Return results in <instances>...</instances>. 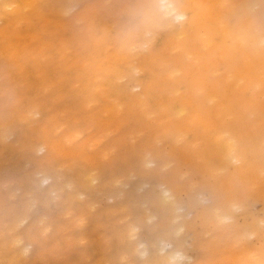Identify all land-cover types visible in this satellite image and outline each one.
Wrapping results in <instances>:
<instances>
[{
    "label": "bare ground",
    "instance_id": "obj_1",
    "mask_svg": "<svg viewBox=\"0 0 264 264\" xmlns=\"http://www.w3.org/2000/svg\"><path fill=\"white\" fill-rule=\"evenodd\" d=\"M47 260L264 264V0H0V264Z\"/></svg>",
    "mask_w": 264,
    "mask_h": 264
},
{
    "label": "rangeland",
    "instance_id": "obj_2",
    "mask_svg": "<svg viewBox=\"0 0 264 264\" xmlns=\"http://www.w3.org/2000/svg\"><path fill=\"white\" fill-rule=\"evenodd\" d=\"M80 164H82V163H80ZM69 191H70V189H69ZM104 195H105V194H104ZM104 195H103V196H104ZM103 196H102V197H103ZM105 198H106V199H105ZM104 199H105V200H104ZM106 200H107V196H104L103 199H102V201L99 202V205H101L102 208L105 207V205H106L108 202H110V201H106ZM100 203H101V204H100ZM107 205H108V204H107ZM62 221H63V220H62ZM47 262L50 263L49 260H47ZM36 263H38V262H36V261H35V262H34V261L32 262V261H31L29 264H36ZM39 263H40V262H39ZM40 264H42V263H40ZM50 264H60V263H57L56 261H53V262H51Z\"/></svg>",
    "mask_w": 264,
    "mask_h": 264
}]
</instances>
